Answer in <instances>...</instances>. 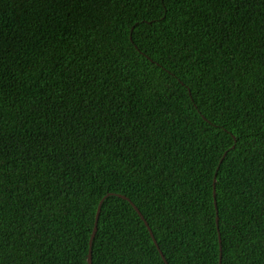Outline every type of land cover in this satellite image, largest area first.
Segmentation results:
<instances>
[{"label":"trees","instance_id":"16d2710c","mask_svg":"<svg viewBox=\"0 0 264 264\" xmlns=\"http://www.w3.org/2000/svg\"><path fill=\"white\" fill-rule=\"evenodd\" d=\"M131 201L264 264V0H0V264H166Z\"/></svg>","mask_w":264,"mask_h":264},{"label":"water","instance_id":"95a60500","mask_svg":"<svg viewBox=\"0 0 264 264\" xmlns=\"http://www.w3.org/2000/svg\"><path fill=\"white\" fill-rule=\"evenodd\" d=\"M147 57H149V56L147 55ZM149 58H150V57H149ZM150 59H151V58H150ZM214 183H215V176H214V178H213V183H212V196H213V198H214ZM108 194H110V193H108ZM118 195H121V194H118ZM121 196H122V195H121ZM103 198H104V196L98 201L99 203H98V206H97L96 220L98 219V216H99L100 206H101V204H102V200H103ZM131 204L133 205V207L135 208V210L137 211V213L140 215V217L143 219L145 225L147 226V228H148V230H149V232H150V234H151V236H152V238H153L154 243H155L156 246L159 248L158 243H157V240H156L155 237H154V234H153V232H152V230H151V227H150V225H149L147 219L144 217V215H143V213L141 212V210L138 208V206H137L133 201H131ZM215 206H216V202H215ZM217 220H218V216H216V221H217ZM96 230H97V221H95V224L93 225V229H92L91 236H90V244L92 243V239H93L94 236H95ZM219 243H220V236H219ZM159 250H160V248H159ZM160 253H161V255H162L164 261L166 262V264H169V263L167 262V260L165 259V256H164V254L162 253L161 250H160ZM219 256H220V257H219V262H218V264H221V256H222V254H221V245H220V254H219ZM87 261H88V264H91V248H89V251H88Z\"/></svg>","mask_w":264,"mask_h":264}]
</instances>
